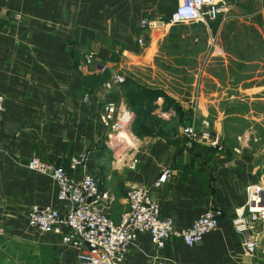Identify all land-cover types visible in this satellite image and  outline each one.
Returning a JSON list of instances; mask_svg holds the SVG:
<instances>
[{"label": "crops", "instance_id": "1", "mask_svg": "<svg viewBox=\"0 0 264 264\" xmlns=\"http://www.w3.org/2000/svg\"><path fill=\"white\" fill-rule=\"evenodd\" d=\"M175 1L0 0V94L6 101L0 115V264H68L79 252L60 235L43 233L28 222L34 204L65 206L56 197L53 178L28 167L35 156L63 165L74 178L95 176L111 194L110 214L116 223L129 210V186L152 187L166 169L171 172L167 181L151 190L163 216L188 226L209 208L223 211L219 228L192 247L172 239L158 248L148 233L140 234L125 264H264V221L258 222L261 244L255 255L233 226L238 215L251 214L246 208L249 189L264 184V143L253 127L262 128L263 122L251 108L226 113L219 104L228 89L209 91L202 83L197 90L170 91L178 106L163 105L158 97L148 115L131 110V129L138 139L134 149L116 151L104 143L107 129L99 118L103 102L109 96L127 102L123 86L108 93L104 82L113 71L127 77L129 66L149 61L148 51L166 30L162 22L170 18ZM142 18L156 25L142 28ZM139 37L146 46L138 44ZM87 52L97 62L87 64ZM100 63L108 65L105 73ZM226 97L252 102L246 92L236 90ZM232 115L244 118L246 125L227 139ZM207 116L220 136L219 146L183 132ZM149 121L154 129L174 126L178 131L147 134L144 123ZM83 151L86 162L73 170L71 158Z\"/></svg>", "mask_w": 264, "mask_h": 264}, {"label": "built area", "instance_id": "2", "mask_svg": "<svg viewBox=\"0 0 264 264\" xmlns=\"http://www.w3.org/2000/svg\"><path fill=\"white\" fill-rule=\"evenodd\" d=\"M232 9L228 0H176L173 11L167 22L169 25L180 23H198L215 21L224 18ZM161 22V19L159 23ZM142 28L155 26L156 22L142 18ZM141 47L146 46L144 37L138 38ZM93 52L85 54L87 64L97 62ZM108 65L99 64L101 73ZM126 82V74L113 71L104 82L105 92L112 93ZM88 100V96L84 97ZM5 97L0 94V115L5 111ZM134 114L124 101L109 96L102 104L100 121L106 127L105 145L125 152L134 149L127 137L137 140L131 123ZM190 139H209L214 145H220L219 134L210 137L209 132L201 135L194 124L183 129ZM87 153L80 152L71 158L73 170L84 164ZM28 167L37 172L50 175L55 184L57 199L65 206L34 204L28 210L27 218L31 226L43 233H54L61 236L65 245L78 248L75 260L68 264H125L131 244L142 233H148L152 242L163 248L172 239L182 240L188 246H195L206 234L219 228L223 211L209 208L196 218L191 225H180L173 217L163 216L159 202L152 195V188H159L170 176V169L164 170L153 182L152 187L132 184L127 189L129 210L123 214L120 223H116L110 214L111 194L100 188L97 178L84 174L74 178L66 168L35 156L28 162ZM250 215L241 213L233 220L236 231L244 235L243 245L255 255L261 244L258 222L264 221V184H255L249 189L246 204ZM156 264H174L171 261L159 260Z\"/></svg>", "mask_w": 264, "mask_h": 264}, {"label": "rangeland", "instance_id": "3", "mask_svg": "<svg viewBox=\"0 0 264 264\" xmlns=\"http://www.w3.org/2000/svg\"><path fill=\"white\" fill-rule=\"evenodd\" d=\"M228 1L232 3V9L222 19L166 24V30L155 37L148 51L150 62L125 69L129 77L122 90L124 94L125 91L144 94L151 110L157 105L155 101L158 97H163V105L178 106L176 100L169 96L170 91L197 90L202 83L209 91L230 90H226V96L235 90L237 93L246 92L252 98L251 103L249 100H228L225 96L219 106L226 113L251 108L258 121L263 122L262 128L259 124H253V127L258 134H262L261 141L264 143V0ZM143 51L140 49V52ZM209 74L216 75L218 81ZM243 119L227 118V139L234 131L242 130L246 125ZM155 125L151 121L144 123L146 133L171 135L178 131L174 126L154 129ZM194 126L200 135L203 132H209L210 137L215 135L209 116L203 122L200 120L197 123L196 120ZM136 141L133 143H138Z\"/></svg>", "mask_w": 264, "mask_h": 264}, {"label": "trees", "instance_id": "4", "mask_svg": "<svg viewBox=\"0 0 264 264\" xmlns=\"http://www.w3.org/2000/svg\"><path fill=\"white\" fill-rule=\"evenodd\" d=\"M126 82H127V77H126ZM124 88L126 90V87H124ZM125 96L127 98V102H125V103L137 115H148L150 113V111H152L151 108L148 107L147 104H146L147 100H146L144 94H137V93H134V92L125 91ZM153 123H154V121H153Z\"/></svg>", "mask_w": 264, "mask_h": 264}]
</instances>
